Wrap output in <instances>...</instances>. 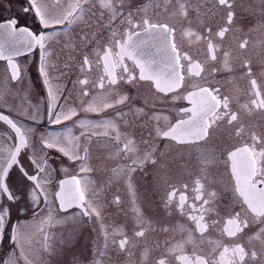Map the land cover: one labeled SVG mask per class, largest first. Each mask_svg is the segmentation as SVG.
<instances>
[{
	"label": "flooded vegetation",
	"instance_id": "flooded-vegetation-1",
	"mask_svg": "<svg viewBox=\"0 0 264 264\" xmlns=\"http://www.w3.org/2000/svg\"><path fill=\"white\" fill-rule=\"evenodd\" d=\"M51 1L53 6H57L53 7L54 12L60 9L57 11L60 16L75 2V0H59L58 3L56 0ZM17 2L21 9L19 7L16 10L13 9L10 3V15L0 19V22L15 18L21 26H27L34 32L43 31L45 33L52 29L65 30L74 26L65 22L45 29L39 25L33 10L27 13L23 11L24 8L30 7L29 0H17ZM229 2L234 5L231 11L235 12L236 0H229ZM181 3L188 6L187 17L180 15L179 6ZM116 7L121 11L113 20L111 19V13L101 5L100 0H88L87 3L83 4V18L85 21L82 24L87 28L94 25L100 33L85 45L84 49L81 50L82 53L71 54L70 58L61 60L59 72L55 74L56 78L52 79L49 73L48 85H45V77L41 75L39 70L41 50L38 46L30 53L12 55V59L19 65L21 71V78L18 81H11V70L8 61L0 59V72L3 68V73L6 74L8 79L5 90L2 92L0 90V112L9 115L18 125H21L29 139V146L21 149L18 157L19 164L23 165L29 174H35L37 169L30 163L29 158L39 160L41 157H46L48 172L41 173V176L47 177L51 181L44 186L48 195V203L45 204L43 198H41V203L36 208L35 214L31 209L24 212L20 209L25 207L24 196L32 187L33 182L27 181L23 177L19 165L13 166L9 171L6 182L10 190L19 199L13 202L0 195V208L6 207L10 210V216L6 222L9 226H18L22 239L19 241V245H15L9 239V231H5L3 239L0 240V264H5V261L10 264L12 260L17 258H19L18 264H26L24 257L21 256V251L28 256L31 264H156V261L162 257L167 259L168 264H182V262L176 260V256H192L195 253L208 256L210 259H218V253L222 248L217 249L215 254L209 256L212 249L216 247L217 241L221 246L228 245L231 247L237 243L242 244L248 253L246 257L247 264H264V236H261L260 240L254 238L255 234L259 233V229L264 227V224L253 222L252 215L245 213L241 202L235 197L233 192L234 181L231 178L230 162L227 157V153L234 148L241 147L246 143L250 144L251 133L254 132L257 136L264 138V132H262L264 121L252 118V116L260 114L259 112L262 110L249 112L243 107L245 104H250L251 99L255 98L250 83L251 79H256L261 97L264 98V68L262 69L263 72L255 70L257 66H252L249 58L244 57L246 53L243 51L247 49L248 43L243 49L236 48L235 39L229 35L232 25L227 24L229 9L219 6L216 0H123L122 6L117 3ZM219 8L226 11L224 12L226 13L225 22L215 27L214 24L220 21ZM129 12L132 13L134 24H139L144 18H148L154 23H167L174 28L175 32L172 39L178 51L182 56L187 53L193 62H199L203 66L201 76H190L187 71L189 62L182 58L181 64L183 67L181 72L184 75L182 87L175 92L160 93L151 81H140L138 79L139 70L135 68L131 60L125 59L124 63L137 76L136 81L148 85L146 87L119 86L120 82L125 81V79H119V77L126 78L127 76L119 68L116 70L118 83L110 85L104 73L101 58L107 48L112 49L113 57H115L119 51L115 41L122 40L126 30L140 31V29H130L127 24V14ZM209 20L211 24L204 25L202 22ZM222 27L229 28L223 39L217 36V32ZM189 29L199 35L201 39L196 40L195 35L190 37L184 35L185 31ZM208 29H211V32ZM209 40L214 45H219L215 49V60L210 58L207 48ZM245 40L247 38L240 41V44ZM97 41H100L99 46H101V52L98 54V59L95 60L100 64L99 70L93 65L96 55L92 54L91 51L93 44ZM148 45H152L151 52L153 58L158 61L157 67L163 68L166 61L162 55L157 53L155 42ZM143 47L145 51V46ZM221 47H224L223 50ZM87 52L89 53L86 54ZM225 52L229 53L230 71L223 66ZM85 55L88 57L91 67L83 65ZM45 61L46 53L44 64ZM245 61L250 62L251 76L246 74L247 69L243 67ZM210 62L215 63L212 69H209ZM213 69H216V71H213ZM94 75H96L97 80L93 82ZM101 77H104V88L99 87ZM85 79L88 81L87 84L79 83V81ZM23 80L29 82L35 90L33 104H35L36 109L33 104L26 107V104L22 102L21 105H18L15 96H13V99L9 97L10 93L7 90L16 89ZM92 84L94 85L92 86ZM194 86L219 89L221 98L224 96L229 98L230 108L237 113L238 122L228 125L226 119L221 121L218 125L210 128L209 135L205 140L199 142L178 144L169 139L160 138L157 135L158 127L161 130H167V127L174 124L178 119L186 118L181 114L180 109L191 105L182 97L186 96L189 91L196 90ZM49 87L56 96L54 101L49 97ZM94 88L99 91L98 97L92 95ZM85 90L88 92L87 96L83 95ZM124 94L130 99L124 104H115L114 102L118 96ZM67 97L71 102L68 103V108H64L63 102ZM71 97L74 99H71ZM96 97L101 101L98 104L99 106L93 103ZM77 98H79V101ZM75 99H77V102H75ZM105 102L113 103L114 106L102 109ZM90 103L102 110L86 111L85 108ZM137 108H143L144 113L137 114ZM70 109L76 111L75 116H72L69 120H62L60 124L52 123V120L55 119V113L67 112ZM220 111L223 112V109L221 108ZM117 113L121 115H117ZM154 115L160 116L161 119L159 121L153 119ZM164 117H167V120ZM105 120H111L118 125L122 134L120 146L131 138L138 149L137 155H142L145 151H148L149 144L156 149L155 164L149 162L142 169L137 168L134 172L129 171L137 175V179H139V175H142L139 179V187L136 189L142 198L135 201L139 214L142 212L141 219L149 223L148 228L142 226L137 230H127L130 227L124 224L125 215H122L125 213V206L124 204H118L122 200L118 195H114L112 198L116 206H113L108 199L99 201L100 204L109 209L110 221H107L104 216L99 218L95 215L84 216L82 210L76 206H73L67 212L59 209V202L55 197V193L59 190L61 179L77 176L81 178L82 182L86 177L89 180L91 179L92 182L97 181L99 183L101 172L92 163L94 160L103 157L108 159L109 164L102 173L115 174L116 180H119L124 171L116 174L113 170L127 169V166L131 164V159L135 158L134 155L129 154L126 156L123 152L119 155L116 154L115 132L109 129L110 134L108 136L103 135L105 130L103 121ZM240 125H243L244 131L242 135L237 136L236 129ZM28 129L32 131L28 132ZM93 133H96V135H93ZM48 136H59L64 142L70 140L73 144H78L81 156H84L83 150L86 148L87 160L90 159L93 152L90 149V141L94 139V142H100L102 148H96L99 152L96 150L97 153L91 156L93 159L90 160L92 161L89 163L86 161L84 164L91 171L82 173L80 172L81 161H70L56 149H44L40 141ZM144 141L148 143L146 144ZM16 142L14 131L0 121V163H2V157L7 150ZM258 147H264V145ZM206 160L210 163H205ZM197 180H200L204 185V198L211 199V204L206 206L210 207L212 211L205 215V220L210 225L204 235L205 242L198 244V246L185 244L182 251L170 252L169 248L186 239L188 231L195 229L194 223L188 219V214H198L193 212L190 205L195 204L199 208L202 204V201L195 200ZM99 188H102L101 185ZM173 190H175L176 196L169 202V193ZM212 191L216 193L215 198L208 196V193ZM97 192L98 194L101 193L100 190ZM180 193L187 196L184 213H181L177 207ZM87 195L91 201L90 192ZM116 197H119L118 203ZM137 210L136 218L139 216ZM72 211L79 213L85 223L86 230L77 233L78 235H75V232L67 231L70 227L72 228L75 222L74 218L70 219L66 216L71 214ZM237 211L241 212L242 216H247L250 225L242 233H238L236 237L230 238L223 232V228L226 219ZM65 218L71 221L63 220ZM212 221L217 223L212 225ZM83 225H78L80 230ZM109 229L111 230L109 231ZM124 229L127 230L125 233ZM141 229L144 230L148 242L143 254L144 259H141L140 254V237L136 236L134 239L131 236ZM194 234L199 240L200 234ZM124 235L129 239V244L126 246L127 251L121 252L118 246L114 250L112 238L115 237V241L118 242ZM45 236L48 238L47 241L44 240ZM74 237L76 243L75 240L73 241ZM46 243L49 246L47 249L45 248ZM111 245L113 247L109 249ZM76 250L78 251L76 252ZM252 251L257 253L255 260L251 258Z\"/></svg>",
	"mask_w": 264,
	"mask_h": 264
},
{
	"label": "snow or ice",
	"instance_id": "snow-or-ice-1",
	"mask_svg": "<svg viewBox=\"0 0 264 264\" xmlns=\"http://www.w3.org/2000/svg\"><path fill=\"white\" fill-rule=\"evenodd\" d=\"M56 2L58 3L59 0H56ZM87 2L88 0H75V2L71 4L60 17H54L49 12L48 6L43 3H38V0H29L30 7L24 8L23 11L27 13L28 11L33 10L38 19L39 25L47 29L53 25H61L65 22H67V24H74L77 21L82 20L84 13L83 4ZM100 3L111 13V19L115 20L121 11L116 7V4L118 3L122 6L123 0H115V2L114 0H100ZM216 3L219 6L229 9L227 12V24L232 25L235 13L231 11V9L234 5L230 3L229 0H216ZM179 10L180 15L187 17V5L181 3ZM127 24L130 26V29H140V31L126 30L124 38L115 41V44L119 49L115 57H113L112 49L107 48L101 58L103 60V70L110 85H116L118 83L116 71L118 68L122 69L123 73L127 74L126 78L121 76L119 79H125V82L129 84L137 80L135 73L130 71L128 65L124 63L125 59L131 60L135 68L139 70L138 79L140 81H151L154 84L155 89L160 93L167 94L175 92L182 87L184 81V75L181 72V68L183 67L181 64L182 58L189 62L187 71L190 76H201L203 66L199 62H193L187 53H184L183 56L181 55L172 39L175 29L170 27L167 23H154L148 18H144L141 23L134 24L132 13L129 12L127 14ZM208 31L211 32V29H208ZM228 31V27H222L217 32V36L223 39ZM52 35V33H45L43 31L34 32L27 26H21L15 18L0 22V59H6L8 61V66L11 70V81H18L21 78L20 67L12 59V55H19L20 53L19 51H16L12 55H5L6 45L23 44L27 51H31L36 46L41 50V66L39 70L41 75L45 77V85L49 84L48 73L46 72L44 65V56L47 51L46 40L50 39ZM184 35L189 37L195 35L196 40L201 39V37L195 34L191 29L186 30ZM152 42H155L157 53L165 58L166 62L163 68L157 67L158 61L144 51L143 46ZM247 43L248 41L245 40L239 45V47L243 49L246 47ZM218 47L219 45H214L211 40L207 43V48L212 60L216 59L215 49ZM83 65L91 67L86 55L83 59ZM223 66L225 69L229 71L231 70L229 67L228 52L224 53ZM243 67L247 69L246 74L251 76L252 69L250 62L245 61ZM213 71H216V69H213ZM103 80L104 77H101V83L99 84L100 88H104ZM79 83L87 84L88 81L85 79L79 81ZM250 83L255 98L251 99L250 104H245L243 107L249 112L252 110H264V98L261 97V91L256 79H251ZM194 87L196 90L189 91L186 96L182 97L191 105L190 107L180 109L181 114L186 118L178 119L174 124L168 126L167 130H161L158 127L157 135L160 138L169 139L178 144L199 142L205 140L209 135L210 128L218 125L221 121L226 119L228 125H233L234 122H238L237 113L230 108L229 98L227 96L221 98L219 95V89L207 86ZM48 94L53 101L56 99L51 87L48 89ZM83 95H88L87 90L83 92ZM129 99L130 98L126 94L119 95L114 103L124 104ZM113 106V103L105 102L102 105V109L111 108ZM221 108L223 109V112L220 111ZM102 109L94 106L92 103L85 108V110L89 112ZM136 113L143 114L144 109L137 108ZM54 115L55 119L52 120V123L60 124L62 120H69L72 116H75L76 111L70 109L67 112H59ZM117 115L121 114L117 113ZM33 119H35V117H33ZM153 119L159 121L161 117L154 115ZM164 119L167 120V117H164ZM0 121L4 122L14 131L17 141L7 150L6 154L2 157V163H0V195L5 196L7 200L13 202L19 199V197L10 190L9 185L6 182L9 171L13 166L19 165L23 177L27 181L33 182L32 187L24 196L25 207L21 208L20 211L27 212L31 209L33 214H35L36 208H38L41 203V198H43L45 204L48 203V195L44 186L51 181L47 177L41 176V173L48 172V160L46 157H41L39 160L29 158L30 163L37 169L35 174H29L24 169L23 165L19 164L18 159L21 149L29 146V139L25 130L22 129L21 125H18L16 121L10 118L9 115L3 114L2 112H0ZM103 128L105 129L103 132V135L105 136L110 134L109 129L115 132L117 155L123 152L126 156L129 154L135 156V158L131 159V164L127 166L128 171L134 172L137 168L142 169L143 166L149 162L153 164L156 163L155 147H150V150L145 151L142 155H137L138 149L136 148L133 139H127V142L120 146L122 134L115 122L105 120L103 121ZM27 131L31 132L32 130L28 129ZM243 131V125H240V127L236 129V135H242ZM93 135H96V133H93ZM40 143L44 149H56L70 161H81L80 172L86 173L91 171L90 168L84 166L88 158L86 148L83 150L85 153L84 156H81L78 144H73L70 140L64 142L59 136H48L43 138ZM144 143L147 144L148 142L144 141ZM259 145H264V138L257 136L253 132L251 133L250 144L246 143L241 147L234 148L227 153V157L230 162L231 178L234 181L233 192L235 197L241 202V206L245 213L252 215L253 222L264 224V147H258ZM204 162L210 163L208 160ZM113 171L118 174L120 171H124V169H114ZM185 187L187 186L185 185ZM203 190L204 185L200 180H197L195 188L197 195L195 196V200L202 201V204L199 208H197L195 204L190 205L193 212L198 214H188V219L194 223L195 229L188 231L186 239L177 242L174 246L169 248L170 252H175L177 250L182 251L185 244L198 246V244L205 242L204 235L210 227L209 223L205 220V215L212 211V209L206 207L211 204V199L204 198ZM89 191L95 193V187L92 182L86 178L83 182L81 178H78L77 176H72L68 179H61L59 181V190L55 193V197L59 202V209L67 212L69 209L73 208V206H76L82 210L84 216L95 215L99 218L101 215L100 208L96 203L88 199L87 194ZM175 196V190L170 192L168 197L169 202H171ZM208 196L210 198H215L216 193L214 191L209 192ZM186 201L187 196L184 193H180L177 207L181 213H184ZM116 202H119V197H116ZM165 207H167V205H165ZM137 215H139V212H137ZM9 216L10 210L8 208H0V240L3 239L5 231L8 230L9 239L13 244L19 245L22 235L19 232L17 225L9 226L7 224L6 221ZM49 219H51V217H49ZM211 223L212 225H215L217 222L212 221ZM249 225L250 221L247 216H242V213L237 211L234 215L226 219L223 232L230 238L236 237L238 233H242L249 227ZM194 233L200 234L199 240H197ZM144 235L145 232L143 229L135 232V236L137 237H143ZM261 236H264V227L259 229V233L255 234L254 238L260 240ZM47 239V236H45L44 240L47 241ZM113 244L117 245L121 252H125L127 251L126 246L129 244V239L124 235L118 242L113 240ZM48 247L49 246L46 243L45 248L47 249ZM219 248H222V250L218 253V259H210L208 256L193 253L192 256L178 255L176 256V260L182 262V264H247L246 257L248 256V253L242 244L237 243L231 247L228 245L221 246L219 241H217L216 247L212 249L209 256L215 254ZM21 256L24 257L26 264H31L30 259L23 253V251H21ZM256 257L257 253L252 251L251 258L255 260ZM18 259L19 258L12 260L10 264H18ZM5 264H9V262L5 261ZM156 264H168V261L162 257L156 261Z\"/></svg>",
	"mask_w": 264,
	"mask_h": 264
},
{
	"label": "rangeland",
	"instance_id": "rangeland-1",
	"mask_svg": "<svg viewBox=\"0 0 264 264\" xmlns=\"http://www.w3.org/2000/svg\"><path fill=\"white\" fill-rule=\"evenodd\" d=\"M12 5L13 9H17L19 7L21 9V6H19V3L17 0H0V19L8 17L10 15L9 13V5ZM38 3H43L48 6L49 12L55 17L60 16L58 14V9L56 12H54L55 9L53 7L51 0H38ZM211 8V7H210ZM57 9V8H56ZM212 9V8H211ZM219 17L220 21L214 26H220L225 22V16L226 12L224 9L219 8ZM235 17L234 21L231 26L230 34L233 39H235V46L236 48L239 47L240 41H242L244 38H247L248 40V46L247 49L243 52L246 53L244 56L245 58H249V60L252 63V66L255 65L254 69L259 71L264 68V0H236V7H235ZM94 14V13H93ZM21 17H23L21 15ZM84 18L82 20H79L78 22L74 23L72 27L60 30V29H52L50 31H47L46 33H52V37L47 40V51H46V61H45V70L49 73L53 78H56L55 74H58L59 72V63L61 60L65 58H70L71 54L76 55L81 52V50L84 49L85 45L90 42L96 35H98L100 32L97 31L98 28H96L94 25H92L91 28L85 27L82 23L84 22ZM203 24H211V21H202ZM81 24V27H80ZM213 25V24H212ZM88 26V25H86ZM65 28V27H63ZM83 38V39H82ZM100 40V39H99ZM102 40V38H101ZM99 42L93 44L91 51L92 54L96 55V58L93 61V65L96 67V69L99 70L100 64L96 62L95 60L98 59V54L101 52V46H99ZM222 50L224 47H221ZM82 53V52H81ZM87 52L86 54H88ZM215 63L210 62L209 63V69H212V66ZM2 67V66H1ZM3 68L0 72V90L1 92L5 90V86L7 84V76L5 73H3ZM211 72V70H210ZM260 72V71H259ZM264 74V72H263ZM93 82L97 80L96 75L93 76ZM95 84V83H94ZM92 84V86L94 85ZM148 84L134 81L133 83L129 84L125 81L120 82L119 86L124 87H146ZM78 87V86H77ZM16 90V91H15ZM10 93V98L13 99V96H15V100L18 101L17 104L21 105V103H25L26 107L28 105H31L34 103V97H35V90L33 86L27 82L26 80H23L21 85H19L16 89L13 90H7ZM99 91L95 88L92 90V95L98 97ZM75 96V94H73ZM93 101V103H96L97 105L101 102L99 99ZM71 99H74L71 97ZM79 101V98H77ZM77 99H75L77 102ZM0 101H1V94H0ZM71 100L68 99V97L63 102V107L68 108V103H70ZM98 102V103H97ZM99 106V105H98ZM33 107L36 109L35 104H33ZM260 114L256 116H252V118L257 119L259 121H264V110L259 112ZM262 127V126H261ZM262 132H264L262 128ZM98 141V140H97ZM90 149L93 150L91 156L94 155V153L99 152L97 149L102 148V144L100 142H94V139L90 141ZM97 145V147H96ZM151 147V144H149ZM97 148V149H96ZM97 150V152H96ZM150 150V148H149ZM95 151V152H94ZM104 151V150H103ZM105 152V151H104ZM87 160V163L91 162L92 160ZM93 159V158H92ZM95 163V164H94ZM109 164L108 159L106 158H100L94 160L92 165H95L97 169L101 172L100 175V181L99 183L92 182L91 179L87 180L91 181L93 186L95 187V193L92 191L90 192V199L94 203L97 204V206L100 208L101 215L106 217L107 221H110V212L109 209L105 208L103 204H100V200L103 201L104 199H108V201L113 205L116 206L113 201V196L118 195L122 200L119 205L124 204L125 213L122 215H125L124 224L127 225V230H137L139 227L146 226L148 228L149 223L146 220L141 219V213L139 214L138 218H136V210H137V204L136 199L141 200V195L137 192L136 189L139 187V179H141L142 175H139V179H137V175H134L133 173H130L124 166L125 170L123 175L120 177L119 180H116L115 174L110 175V173H102L105 168H107ZM88 177H90L88 175ZM119 177V176H118ZM84 178V179H85ZM116 180V181H115ZM103 181V182H102ZM102 182V184H101ZM101 185L102 188H99ZM101 191V193L98 194L97 191ZM99 195V197H97ZM147 198V196H145ZM89 199V198H88ZM138 212V210H137ZM115 215V214H114ZM70 219L75 220L73 223L72 228L70 227L67 229V231L75 232V235H78L77 233L86 230L85 223L83 222V219L80 217V214L76 211H72L71 214L66 215ZM70 219H63V220H70ZM114 219V218H113ZM121 219V218H120ZM71 221V220H70ZM113 221V220H111ZM79 224H84L83 228L80 230ZM112 226V225H111ZM111 229H109L110 231ZM113 230V229H112ZM125 230V229H124ZM125 230L124 233L127 231ZM114 231V230H113ZM135 232V231H134ZM83 234V233H81ZM132 238H136L135 234L131 235ZM115 237L112 238V240ZM75 240V241H74ZM73 241L76 243V238H73ZM140 241V254L142 256L141 259H144L145 257L143 254L145 253L144 250H146L147 245V236H143L139 238ZM109 242V240H108ZM114 246V247H113ZM111 245L109 246V249L113 247L115 250V247L117 245ZM78 250H76L77 252ZM111 264V263H108Z\"/></svg>",
	"mask_w": 264,
	"mask_h": 264
},
{
	"label": "water",
	"instance_id": "water-1",
	"mask_svg": "<svg viewBox=\"0 0 264 264\" xmlns=\"http://www.w3.org/2000/svg\"><path fill=\"white\" fill-rule=\"evenodd\" d=\"M5 21H7V20H5ZM5 21H1V22H5ZM151 48H152V45H146L145 46V52L150 54L153 57V53L151 52ZM33 49L31 51H33ZM16 51H19L20 54H26V53L31 52V51H27L24 48L23 44H16V45L9 44V45H6L5 55H12ZM65 179H68V178H65Z\"/></svg>",
	"mask_w": 264,
	"mask_h": 264
}]
</instances>
